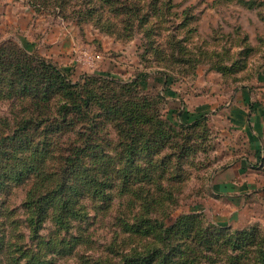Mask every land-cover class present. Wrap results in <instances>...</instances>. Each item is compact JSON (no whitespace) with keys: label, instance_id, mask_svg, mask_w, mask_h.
<instances>
[{"label":"rangeland","instance_id":"1","mask_svg":"<svg viewBox=\"0 0 264 264\" xmlns=\"http://www.w3.org/2000/svg\"><path fill=\"white\" fill-rule=\"evenodd\" d=\"M0 49V264H260L264 0H0Z\"/></svg>","mask_w":264,"mask_h":264},{"label":"trees","instance_id":"2","mask_svg":"<svg viewBox=\"0 0 264 264\" xmlns=\"http://www.w3.org/2000/svg\"><path fill=\"white\" fill-rule=\"evenodd\" d=\"M0 53H1V56L0 58L2 59L3 56H4V49H0ZM23 52L20 51L18 57H15V60L17 61V64H14V61H11L10 62V65L8 67L9 68H14V72H13V75H14V79L11 80L10 82V87L12 88H19L20 90L22 91H26L27 90H33L35 92V94H37L39 92V85H40V81H37L38 79L40 78H43V80H45V83L47 85V88L50 89L52 87L55 86V81L53 78L52 79H49L48 76H47V72L43 73V74H39V72H37L36 69H33V68H30V67H27L26 65V62L27 60L26 59H23L24 56L22 54ZM5 63L3 62H0V65H4ZM47 66V65H46ZM52 72H54L56 75V79L58 78L57 75H61V71L56 68V67H52L50 66ZM41 72V71H40ZM17 77V78H16ZM22 79L24 81H22ZM18 83V84H17ZM17 84V85H16ZM60 88L59 89H62L63 91H65L67 88V86L64 84V82H60ZM47 89V90H48ZM67 97L69 98L70 96L73 95V98L76 96L77 92L75 89H73V91H67L66 92ZM90 99L91 98H85V101L87 104V107L90 108L91 106V102H90ZM97 105L99 107H105V104H103L101 101H98L97 102ZM77 106H74V108L72 107L73 111H75L77 108ZM79 107V106H78ZM109 110L107 112H111V108H108ZM128 113L127 112H122L121 114L123 115L124 117V120H125V123L127 125H130L131 127L135 126L136 124H139V123H156L157 124V127H161L165 121H163L162 119L160 118H157V117H152V116H149L143 112H139L137 110H129L127 109ZM136 111V113L134 112ZM116 113H119L118 110H116ZM207 115L206 114H202V115H199L197 117H194L190 120H188L187 122L186 121H180L179 124L183 127H186V126H191V127H195L197 125H199L201 122H203L205 119H207ZM124 131V130H123ZM132 130L131 132H127V135L128 137L131 138L132 136ZM140 138V137H138ZM132 141H134V146L132 147L133 149V153L135 150H137L138 148H141L142 146V142H140L139 144H137V138L133 137L132 138ZM145 148H148L149 146L148 145H145L144 146ZM185 149V148H184ZM185 151V150H184ZM152 161V160H151ZM63 189H64V186H61ZM182 216V215H181ZM186 223V221H185ZM197 225V221H195V226ZM251 230H253L251 232V234L246 231V229H242L240 231H243L242 233L243 234V239H246L247 236H250L251 238H256V236H253L252 234H254V230H257L256 228H252ZM239 245V244H238ZM161 249L159 248H155L153 251H148L147 254L145 255H142L141 257L142 258H145L147 259L148 261V264H171V261L170 259L167 258V255L165 253L161 254L160 253ZM259 255L261 256L260 257V264H264V249H260L259 250ZM130 256V257H129ZM129 256H126L125 259H128L125 264H129V260H133L135 259V255H129ZM142 261V260H140Z\"/></svg>","mask_w":264,"mask_h":264},{"label":"crops","instance_id":"3","mask_svg":"<svg viewBox=\"0 0 264 264\" xmlns=\"http://www.w3.org/2000/svg\"><path fill=\"white\" fill-rule=\"evenodd\" d=\"M237 105H238V107L236 108V111H235L237 113V115L234 117L235 118L234 123L236 124L235 127L237 129H241L242 130L243 128H246L248 126L247 122L248 121L252 122L253 119H255V121H256L255 124L256 125H258V123H259V125H262V121L260 122L259 117L255 116V115L258 114V113H256V109H257L256 108L257 107L256 104H253V103L250 104L247 100L242 99ZM255 124H254V121H253L254 127H255ZM248 129H249L248 135L249 136H251V135L255 136L253 133L256 134L257 133L256 130L252 129L251 126H248ZM250 140H249V142H250L249 144L251 146L252 143H251Z\"/></svg>","mask_w":264,"mask_h":264}]
</instances>
